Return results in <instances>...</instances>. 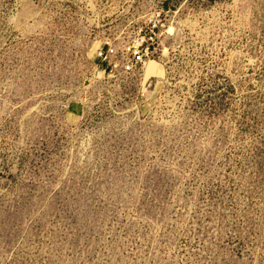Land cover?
<instances>
[{
	"label": "rangeland",
	"instance_id": "obj_1",
	"mask_svg": "<svg viewBox=\"0 0 264 264\" xmlns=\"http://www.w3.org/2000/svg\"><path fill=\"white\" fill-rule=\"evenodd\" d=\"M0 264H264V0H0Z\"/></svg>",
	"mask_w": 264,
	"mask_h": 264
},
{
	"label": "built area",
	"instance_id": "obj_2",
	"mask_svg": "<svg viewBox=\"0 0 264 264\" xmlns=\"http://www.w3.org/2000/svg\"><path fill=\"white\" fill-rule=\"evenodd\" d=\"M168 23L169 11L160 8L152 13L145 25L138 30L131 41L129 49L133 53V58L137 64H145L161 32L167 27Z\"/></svg>",
	"mask_w": 264,
	"mask_h": 264
}]
</instances>
